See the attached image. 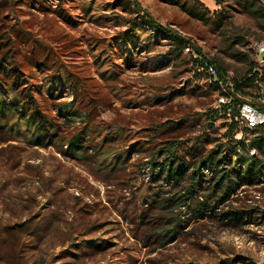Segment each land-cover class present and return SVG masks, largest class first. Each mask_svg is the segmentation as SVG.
<instances>
[{"label":"rangeland","instance_id":"1","mask_svg":"<svg viewBox=\"0 0 264 264\" xmlns=\"http://www.w3.org/2000/svg\"><path fill=\"white\" fill-rule=\"evenodd\" d=\"M243 2L0 0V92L10 101L17 84L61 145L0 128V264H264V182L203 216L193 198L169 200L189 181L175 186L161 170L171 151L193 166L228 139L217 94L185 49L247 78L264 30ZM80 132L74 156L67 144ZM201 171L204 202L211 172ZM226 208L243 219H222ZM174 215L180 233L162 239Z\"/></svg>","mask_w":264,"mask_h":264},{"label":"trees","instance_id":"2","mask_svg":"<svg viewBox=\"0 0 264 264\" xmlns=\"http://www.w3.org/2000/svg\"><path fill=\"white\" fill-rule=\"evenodd\" d=\"M243 5L247 12L253 16L257 22V26L261 30H264V7L259 0H244ZM150 24L156 30L166 32L164 27L156 25L154 22ZM170 38L177 43L179 48L183 49L185 47L186 42L177 35L171 34ZM214 63L219 73H222V65L218 64L217 61ZM253 69L254 63L252 62L248 70V73H252V76L247 79L248 82H251L258 75L257 72L253 73ZM24 100L22 91L18 89L17 84H15V97H10V101L0 92V128H7L9 123H12L10 125L11 129L24 126L22 135L30 133L27 140L33 146H61L60 143L55 141L58 135H55L51 130L55 125H53L48 115L39 109L37 102L32 103V99L28 101ZM67 106L69 105L65 104L62 108ZM237 131L238 127L236 123L231 122L227 135L228 139L215 145L208 155L202 157L197 163H193V166L186 164V162L184 163L183 158L176 151H171V154L169 153V161H173L174 164L166 162L162 166V173H166L165 180L173 183L175 186L189 181V184L181 189L183 191L181 193L182 197L170 198V201L180 203L181 200L186 201L193 198L194 211L206 216L209 205H212V211L214 212H218V206L221 204L228 206L231 195L242 184H252L255 179L264 182V125L251 132L244 131L246 135L244 134V137L240 139L235 137ZM247 134L250 135L246 137ZM82 135L83 132H80L69 139L67 144L69 154L74 156L79 154V150L83 147L82 141L84 137ZM171 147L173 146L170 143L164 151L168 152ZM251 150H255V153H251ZM59 152L63 151L59 149ZM192 167L193 169H191ZM202 168L209 169L211 172L208 186L211 188L212 193L204 199V202H200L197 198V191L201 188L200 182L204 181L205 177L201 171ZM247 212H250V209H247ZM243 213L237 208H226L219 215L222 219H227L230 222H239L243 219ZM175 218H177V222H175ZM172 219L170 227L160 226L158 229L159 236L162 239L167 238V236L175 238L180 233L182 226L180 217L174 215ZM224 264L233 263L227 262Z\"/></svg>","mask_w":264,"mask_h":264},{"label":"built area","instance_id":"3","mask_svg":"<svg viewBox=\"0 0 264 264\" xmlns=\"http://www.w3.org/2000/svg\"><path fill=\"white\" fill-rule=\"evenodd\" d=\"M198 63V72L206 76L217 94L213 111L230 123L235 122L238 132H251L264 125V40L253 45L254 69L258 75L251 82L247 78H238L232 71L219 73L214 62L199 56L191 47L185 49Z\"/></svg>","mask_w":264,"mask_h":264}]
</instances>
